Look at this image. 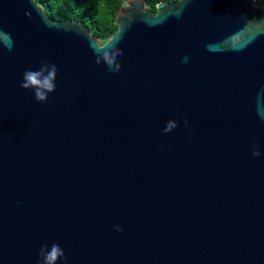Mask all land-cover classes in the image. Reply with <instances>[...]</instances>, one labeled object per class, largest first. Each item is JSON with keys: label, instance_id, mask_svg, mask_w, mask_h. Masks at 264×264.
<instances>
[{"label": "water", "instance_id": "obj_1", "mask_svg": "<svg viewBox=\"0 0 264 264\" xmlns=\"http://www.w3.org/2000/svg\"><path fill=\"white\" fill-rule=\"evenodd\" d=\"M155 8L126 0L101 43L0 0V264L53 243L56 264H264V1ZM42 62L44 103L20 87Z\"/></svg>", "mask_w": 264, "mask_h": 264}, {"label": "trees", "instance_id": "obj_2", "mask_svg": "<svg viewBox=\"0 0 264 264\" xmlns=\"http://www.w3.org/2000/svg\"><path fill=\"white\" fill-rule=\"evenodd\" d=\"M46 13L56 20L77 19L88 26L90 33L102 43L117 29L115 23L117 10L126 0H35ZM160 1L144 0L148 10L155 12ZM252 1V0H251ZM257 4L264 0H256Z\"/></svg>", "mask_w": 264, "mask_h": 264}, {"label": "clouds", "instance_id": "obj_3", "mask_svg": "<svg viewBox=\"0 0 264 264\" xmlns=\"http://www.w3.org/2000/svg\"><path fill=\"white\" fill-rule=\"evenodd\" d=\"M118 55H122V52L118 50H112L110 52L104 51L101 56H98L96 62L99 64L101 61H104L110 71L118 72L120 69V64L116 59ZM57 72L58 69L55 64L42 62L39 70H26L23 73V82L20 87L26 90H32L35 100L44 103L47 101L48 95L55 91ZM185 123H187V121H185ZM176 126V122L169 121L163 131L165 133L169 132ZM252 154L253 156H258L260 153L259 151H253ZM117 230H121L119 226H117ZM39 256L42 258L41 264H56L58 259L62 257L66 259L63 249L57 243H53L50 250L46 244L42 245Z\"/></svg>", "mask_w": 264, "mask_h": 264}, {"label": "built area", "instance_id": "obj_4", "mask_svg": "<svg viewBox=\"0 0 264 264\" xmlns=\"http://www.w3.org/2000/svg\"><path fill=\"white\" fill-rule=\"evenodd\" d=\"M252 3H253V5H257V1L256 0H252Z\"/></svg>", "mask_w": 264, "mask_h": 264}, {"label": "rangeland", "instance_id": "obj_5", "mask_svg": "<svg viewBox=\"0 0 264 264\" xmlns=\"http://www.w3.org/2000/svg\"><path fill=\"white\" fill-rule=\"evenodd\" d=\"M145 9H147L146 5H145ZM148 10V9H147Z\"/></svg>", "mask_w": 264, "mask_h": 264}]
</instances>
